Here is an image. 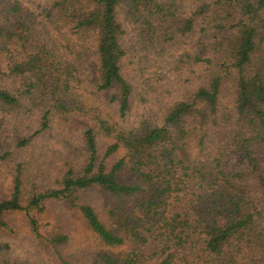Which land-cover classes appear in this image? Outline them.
<instances>
[{
    "label": "trees",
    "instance_id": "obj_1",
    "mask_svg": "<svg viewBox=\"0 0 264 264\" xmlns=\"http://www.w3.org/2000/svg\"><path fill=\"white\" fill-rule=\"evenodd\" d=\"M58 124L85 158L41 190L12 149ZM4 165L0 230L60 202L104 246L61 264H264V0H0Z\"/></svg>",
    "mask_w": 264,
    "mask_h": 264
},
{
    "label": "rangeland",
    "instance_id": "obj_2",
    "mask_svg": "<svg viewBox=\"0 0 264 264\" xmlns=\"http://www.w3.org/2000/svg\"><path fill=\"white\" fill-rule=\"evenodd\" d=\"M8 120L3 138L12 142L15 131ZM38 127L24 130L30 140L26 148L14 147L16 163L24 164L29 184L41 190L59 189V181L65 165L83 164L84 150L80 133L76 128L58 124L51 130L37 133ZM236 160V159H234ZM235 169H240L236 163ZM9 166H0V197L7 198L11 192ZM82 200L98 202L99 191L91 190L81 195ZM39 221L40 234L34 230L28 211L5 215L9 228L0 230V243L7 246L4 260L8 264H61V258L80 263L88 259L96 249L104 246L95 237L82 216L69 205L60 202L47 204L45 212H32ZM61 231L69 241L59 245L53 239Z\"/></svg>",
    "mask_w": 264,
    "mask_h": 264
}]
</instances>
